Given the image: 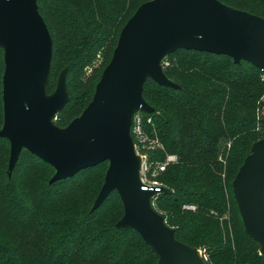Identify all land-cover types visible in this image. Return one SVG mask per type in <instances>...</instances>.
<instances>
[{
    "label": "trees",
    "instance_id": "16d2710c",
    "mask_svg": "<svg viewBox=\"0 0 264 264\" xmlns=\"http://www.w3.org/2000/svg\"><path fill=\"white\" fill-rule=\"evenodd\" d=\"M48 1L51 0L38 1L39 12L53 41L48 93L57 87L61 65L69 66L70 94V69L78 66L83 70L93 63L98 52L103 58L101 69L94 75L95 81L90 83L91 97L83 105V112L112 58L121 30L136 10L151 0H53L52 15L47 10ZM219 1L264 18V0ZM51 17H60V21L54 22ZM3 61L0 49V130L4 122ZM166 61L165 74L180 88L163 87L148 79L143 92L145 100L154 108L152 114L144 113L143 129L164 148L154 150L149 162L154 165L164 162L169 155L178 158V163L170 164L158 178L170 192L156 199L159 210H155L161 214V209L173 208L172 216L167 220L163 217L175 229L176 239L193 248L210 243L214 264H262L260 244L245 233L232 189L233 180L253 144L264 137L262 73L246 61L236 64L228 56L194 50L180 49ZM71 103L70 99L56 120L61 128L76 118H63V114L79 109V105ZM258 109L261 110L259 117ZM132 136L137 144L133 132ZM228 144H231L226 158L229 193L225 197L220 154L226 157ZM8 154L10 157V142L0 138V162ZM22 156L28 157L30 163L24 169L27 178L22 179L20 188L12 186L13 179L8 176L9 159L5 169L7 186H1L0 168V264L158 263V256L135 230L114 226L124 214L116 191L94 212H83L85 203L98 188V177L93 172L104 166L108 169V163L50 184L55 169L26 150L20 154L11 177L21 166ZM85 173L89 174L80 178ZM30 195L33 203L28 206ZM114 195L118 197L121 218L101 214ZM186 204L196 205L197 210L181 212ZM227 213L233 234L227 219L223 220L225 227H221V218ZM176 224L181 227L176 228Z\"/></svg>",
    "mask_w": 264,
    "mask_h": 264
},
{
    "label": "water",
    "instance_id": "95a60500",
    "mask_svg": "<svg viewBox=\"0 0 264 264\" xmlns=\"http://www.w3.org/2000/svg\"><path fill=\"white\" fill-rule=\"evenodd\" d=\"M38 1L0 0L5 64L0 138L10 142L9 178L23 150L55 169L50 184L108 163L91 212L116 191L124 208L116 227L135 230L158 256V264H206L197 249L176 239L175 229L155 210L154 191L142 189L133 118L139 111L154 112L143 96L148 79L180 88L163 67L164 60L180 49L228 56L236 64L246 61L264 71V18L219 0L142 4L121 30L91 102L61 128L55 120L70 100L67 69L49 94L53 41ZM232 189L245 233L260 244L264 264V137L253 144Z\"/></svg>",
    "mask_w": 264,
    "mask_h": 264
},
{
    "label": "rangeland",
    "instance_id": "374dc122",
    "mask_svg": "<svg viewBox=\"0 0 264 264\" xmlns=\"http://www.w3.org/2000/svg\"><path fill=\"white\" fill-rule=\"evenodd\" d=\"M251 2L256 3V2H254L252 0H251ZM46 4L48 5L47 10L50 11L51 15H52V12L54 11V4H55L54 1L53 0L48 1ZM51 20L54 21V22H57V21H60V17H55V18L51 17ZM3 58H4V53H3ZM102 61H103L102 55H101L100 52H98L97 55H96V58L93 61V63L91 65H88L85 68H83V70L80 71V69H78V66H75L72 69H70V72H69V75H68V82H69V87H70V94L69 95H70V99L72 101L71 104L72 105H76V104L79 105V109L76 112H74V113H71V111H69L68 113L63 114V118L69 117V119L71 120L74 117H78V116L81 115V113H82L81 109H82L83 105L91 97V91H90V86L91 85H90V83H93L95 81V76L94 75H95L96 71L101 69ZM164 62H167L166 59L164 60ZM61 66H62V68L58 72V77H57V80H56L57 82H58V78H59L60 73L64 69H67V72H68L69 66H63V65H61ZM151 85H152L151 82L147 84V86H149V87ZM55 89L56 88H54L53 90L55 91ZM67 89H68V87H67ZM260 115H261V110L258 109L257 110V116L259 117ZM58 116H57V118H58ZM57 118H56V120H57ZM56 120H55V123H56ZM139 150H140L141 154L147 156L148 159H149V157L151 156L150 154L156 149L153 150V149H145V148L139 147ZM222 150H223V145L220 146V152ZM230 150H231V144H228L227 145L226 157L224 158L222 156L223 153L220 154V161H223V164H224V166H223L224 170H223V173H222L221 177H222L223 183L225 185V187H224L225 197H227V194L229 193L228 185H227V181H226V169H227V167H226V158L229 156ZM8 151H9V149H8ZM8 159H9V154H8V157H5L0 162V168H1V171H2L1 186H7V184L9 183L7 181L6 176H5V169H6V166H7V160ZM20 162L22 163L21 166L15 172V174L13 175V178L10 177L11 179H13L12 186L14 185V187L16 189L20 188V182L22 181V179H26L27 178L26 172L24 174V169H25L26 166H28V164L30 163V160H29L28 157L22 156ZM176 163H178V158H177V161L172 163V164H176ZM106 170H107V167L104 166V167L98 168L97 170H95L93 172L94 174H96V177H98V188H97L96 192L94 193V196L90 197L88 199V201L85 203L83 212L92 213L91 212L92 207H93V205L95 203V200L97 199V196H98V194H99V192H100V190H101V188H102V186L104 184V177H105V174H106ZM88 174L89 173L82 174L80 176V178L86 177ZM159 176L160 175H158L157 178H159ZM114 196L115 197L111 198V200L107 203V205L101 210V214H104L105 216H108V215L112 214L113 217H120L121 218V210H119V205H118V202H117L118 197L116 195H114ZM32 201H33L32 200V196L30 195V201L28 202V206H31V204L33 203ZM185 206H192V207H195V209H186ZM153 207L156 208L157 210H159L158 209V205H155ZM196 210H197V206L194 205V204H186L183 207H181V212H183V211L195 212ZM160 212H161L162 216H164L166 218V220H167L174 213V209L173 208H170V209H165L164 208V209H161ZM224 219H227V222H228L227 226L229 228L230 233L233 234V231H232V228H231V222H230L231 220H230L229 213H227L224 218H221V222H222L221 223V227L222 228L225 227V224L223 223ZM116 224H117V222L114 223V226H116ZM187 224H189V223H187ZM175 227L178 228V227H181V226L179 224H176ZM209 245H210V243L208 245L202 243V244L197 245L198 247L195 248V249H197L199 251V253H201L202 255H206V259L204 260L205 263L207 262L209 264H214L212 262L211 253H210V250H209ZM259 253H260V250H259ZM262 264H263V261H262Z\"/></svg>",
    "mask_w": 264,
    "mask_h": 264
},
{
    "label": "built area",
    "instance_id": "2783aa9c",
    "mask_svg": "<svg viewBox=\"0 0 264 264\" xmlns=\"http://www.w3.org/2000/svg\"><path fill=\"white\" fill-rule=\"evenodd\" d=\"M168 66V62H163V67ZM262 73V80L264 81V71H261ZM262 100L264 101V95ZM146 119L144 117L143 112H137L134 115L133 118V125L131 129V133L133 132L137 144L135 143L136 152L141 157L142 163H141V170H140V179L142 182V189L143 190H151L154 191L155 196L152 200V205H155L156 199L164 192V189H168L166 186L163 185L162 182H160L157 178L158 175H160L162 172L166 170V168L177 161V157L174 155L167 156L166 160L161 163L157 164H151L149 162V159L147 156L141 154L139 147L145 148V149H161L163 150L162 144L158 142L157 140L151 139L148 137V135L145 133L143 129V125L145 123ZM147 123H150V119H147ZM133 137V136H132ZM135 142V141H134ZM186 209H195V207L192 206H185ZM201 254V253H200ZM202 258L205 260L206 255H202Z\"/></svg>",
    "mask_w": 264,
    "mask_h": 264
}]
</instances>
